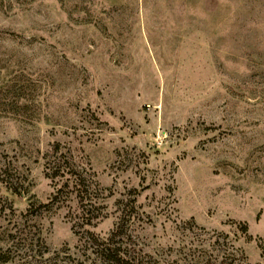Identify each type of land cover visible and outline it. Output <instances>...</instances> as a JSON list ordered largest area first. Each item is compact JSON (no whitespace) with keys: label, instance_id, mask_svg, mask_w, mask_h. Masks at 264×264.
<instances>
[{"label":"rangeland","instance_id":"1","mask_svg":"<svg viewBox=\"0 0 264 264\" xmlns=\"http://www.w3.org/2000/svg\"><path fill=\"white\" fill-rule=\"evenodd\" d=\"M119 222L264 264V0H0V264H109Z\"/></svg>","mask_w":264,"mask_h":264},{"label":"trees","instance_id":"2","mask_svg":"<svg viewBox=\"0 0 264 264\" xmlns=\"http://www.w3.org/2000/svg\"><path fill=\"white\" fill-rule=\"evenodd\" d=\"M56 174H62L60 173V170L56 167ZM80 188V187H79ZM81 190V189H79ZM77 189V191L82 194ZM79 194V195H80ZM82 196L80 197L81 200ZM87 205H85L86 207ZM84 207V206H83ZM83 214L88 211L90 212V209H82ZM87 225L91 224L90 219H87ZM122 222L117 223V226L111 230V232L108 234V236L103 241H98L97 239L93 238L94 246H96V253L99 255V257L105 261H107L109 264H152L151 259L148 260L146 257L147 255H140V253H136L134 249L130 250V247H127V244L123 242V239H120V235H122ZM118 237V239H116ZM123 242V244H122Z\"/></svg>","mask_w":264,"mask_h":264}]
</instances>
